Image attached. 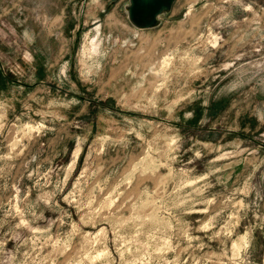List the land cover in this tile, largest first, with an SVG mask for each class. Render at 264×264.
Returning <instances> with one entry per match:
<instances>
[{"label": "rangeland", "instance_id": "rangeland-1", "mask_svg": "<svg viewBox=\"0 0 264 264\" xmlns=\"http://www.w3.org/2000/svg\"><path fill=\"white\" fill-rule=\"evenodd\" d=\"M172 4L0 0V264H264V0Z\"/></svg>", "mask_w": 264, "mask_h": 264}, {"label": "water", "instance_id": "water-1", "mask_svg": "<svg viewBox=\"0 0 264 264\" xmlns=\"http://www.w3.org/2000/svg\"><path fill=\"white\" fill-rule=\"evenodd\" d=\"M175 0H128L126 7L130 24L139 30L156 26L157 18L170 11Z\"/></svg>", "mask_w": 264, "mask_h": 264}, {"label": "bare ground", "instance_id": "bare-ground-1", "mask_svg": "<svg viewBox=\"0 0 264 264\" xmlns=\"http://www.w3.org/2000/svg\"><path fill=\"white\" fill-rule=\"evenodd\" d=\"M90 44V43H89ZM91 49L93 50V52L96 50V44L95 43H93V40H92V42H91ZM91 49H89V47H88V51H90ZM86 52V51H85Z\"/></svg>", "mask_w": 264, "mask_h": 264}, {"label": "trees", "instance_id": "trees-1", "mask_svg": "<svg viewBox=\"0 0 264 264\" xmlns=\"http://www.w3.org/2000/svg\"><path fill=\"white\" fill-rule=\"evenodd\" d=\"M3 80L1 77H0V81Z\"/></svg>", "mask_w": 264, "mask_h": 264}]
</instances>
